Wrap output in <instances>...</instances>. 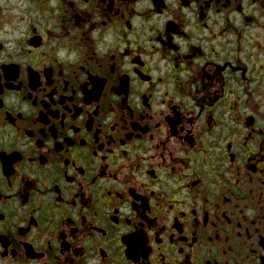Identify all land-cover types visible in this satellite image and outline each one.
Wrapping results in <instances>:
<instances>
[{
	"label": "flooded vegetation",
	"instance_id": "obj_1",
	"mask_svg": "<svg viewBox=\"0 0 264 264\" xmlns=\"http://www.w3.org/2000/svg\"><path fill=\"white\" fill-rule=\"evenodd\" d=\"M0 264H264V0H0Z\"/></svg>",
	"mask_w": 264,
	"mask_h": 264
}]
</instances>
